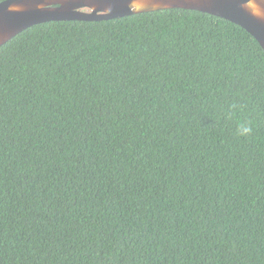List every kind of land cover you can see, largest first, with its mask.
Instances as JSON below:
<instances>
[{
  "label": "trees",
  "instance_id": "trees-1",
  "mask_svg": "<svg viewBox=\"0 0 264 264\" xmlns=\"http://www.w3.org/2000/svg\"><path fill=\"white\" fill-rule=\"evenodd\" d=\"M0 264H264L257 39L169 8L3 44Z\"/></svg>",
  "mask_w": 264,
  "mask_h": 264
},
{
  "label": "water",
  "instance_id": "water-1",
  "mask_svg": "<svg viewBox=\"0 0 264 264\" xmlns=\"http://www.w3.org/2000/svg\"><path fill=\"white\" fill-rule=\"evenodd\" d=\"M169 8L199 10L228 19L250 32L264 49V0H3L0 47L44 22L113 19Z\"/></svg>",
  "mask_w": 264,
  "mask_h": 264
},
{
  "label": "clouds",
  "instance_id": "clouds-1",
  "mask_svg": "<svg viewBox=\"0 0 264 264\" xmlns=\"http://www.w3.org/2000/svg\"><path fill=\"white\" fill-rule=\"evenodd\" d=\"M238 131L240 135H248L251 132V127L247 124H241Z\"/></svg>",
  "mask_w": 264,
  "mask_h": 264
}]
</instances>
